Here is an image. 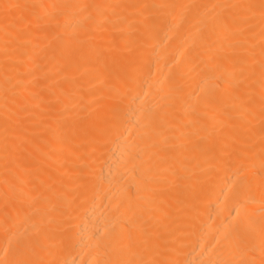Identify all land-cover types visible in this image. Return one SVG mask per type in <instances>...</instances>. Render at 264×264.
Listing matches in <instances>:
<instances>
[{
  "label": "bare ground",
  "instance_id": "bare-ground-1",
  "mask_svg": "<svg viewBox=\"0 0 264 264\" xmlns=\"http://www.w3.org/2000/svg\"><path fill=\"white\" fill-rule=\"evenodd\" d=\"M0 264H264V0H0Z\"/></svg>",
  "mask_w": 264,
  "mask_h": 264
}]
</instances>
